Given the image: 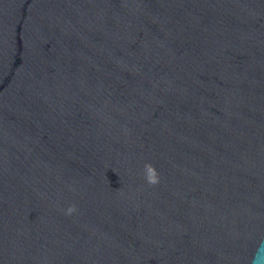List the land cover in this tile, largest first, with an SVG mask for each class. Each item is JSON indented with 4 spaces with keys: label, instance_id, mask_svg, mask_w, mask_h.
Returning a JSON list of instances; mask_svg holds the SVG:
<instances>
[{
    "label": "water",
    "instance_id": "obj_1",
    "mask_svg": "<svg viewBox=\"0 0 264 264\" xmlns=\"http://www.w3.org/2000/svg\"><path fill=\"white\" fill-rule=\"evenodd\" d=\"M0 264H264V0H0Z\"/></svg>",
    "mask_w": 264,
    "mask_h": 264
},
{
    "label": "clouds",
    "instance_id": "obj_2",
    "mask_svg": "<svg viewBox=\"0 0 264 264\" xmlns=\"http://www.w3.org/2000/svg\"><path fill=\"white\" fill-rule=\"evenodd\" d=\"M143 173H144L145 182L149 186H154V185H157L159 183V181H160L159 174H158L156 168L150 162H146L143 165ZM76 211H77L76 206L74 204H71L65 210V215L71 216ZM256 257L260 258L259 252L257 253Z\"/></svg>",
    "mask_w": 264,
    "mask_h": 264
}]
</instances>
